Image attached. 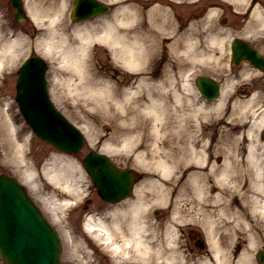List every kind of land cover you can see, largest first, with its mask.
I'll use <instances>...</instances> for the list:
<instances>
[{"label": "bare ground", "instance_id": "1", "mask_svg": "<svg viewBox=\"0 0 264 264\" xmlns=\"http://www.w3.org/2000/svg\"><path fill=\"white\" fill-rule=\"evenodd\" d=\"M63 10V6L48 7L45 9L41 7L34 10V18L38 25L43 24L45 21L43 18L40 20L39 17L47 16L49 19L45 35L37 39V45H42L40 47V53L60 62V66L67 72L66 76L61 77L60 80L66 88L69 89V92H75V94L79 96L88 98L86 102L91 104L92 109L97 108V110H99L98 108H100L101 110H106L105 117L114 120L115 115L111 114L114 107L111 106L110 101H114L118 109L124 110V100L119 99L116 90L113 89L105 79L92 72L89 51L93 42H104L112 48V53L118 61L130 66H135L139 70V65L145 61L143 58H145L146 55L142 52V46L146 43L141 41L137 36L136 29L128 26L129 23L134 20V15L132 11L127 13L126 7H123L119 9L120 16L116 14L114 21L105 20L102 19V17L97 20L95 19L96 21L94 22H85L80 25L72 26L64 20L58 29L57 26L59 22L57 19ZM125 12L127 13L126 18L121 16V13ZM95 22H97V24H92ZM163 29L165 30L166 28ZM155 40L156 38L151 40V45L155 43ZM175 40L176 39L173 40V43ZM21 43L22 36L20 34L10 38L2 35L0 31L1 66L13 64L22 54ZM146 45H149V43ZM182 53L180 54L177 52V57L180 58ZM184 54H186V50H184ZM177 63L180 64V66L184 64L182 62L180 63V61ZM147 81V77H140L135 81V93L144 90L146 93L145 96L147 95L149 99L141 104V108L138 105V100H135V109H133V107L131 109V111L134 110L135 113V138L140 132L142 134L147 130L153 137H156L160 134L161 129L168 127V124L162 121L163 117H186L187 114L186 111H181L184 107L182 109L180 108V105H183L181 103L184 101L183 92L181 93L177 89H173L172 93H170L167 89L168 85L157 83L154 84V86H156L157 90L160 92L153 93L149 91V86H153V84L149 85ZM183 87L187 89L186 84H184ZM188 90H191V87H188ZM136 98H138V96L135 97V99ZM169 98L172 99L171 102L168 101ZM219 104L220 102L210 107L217 108ZM202 109V105L197 106L195 104L192 110L193 116L199 117L200 114H204L206 111H202ZM169 114L172 115L169 116ZM263 114L264 112H262L263 117H259V121L264 122ZM4 116L7 117L8 113L6 109L2 107V104H0L1 131H5L9 127ZM127 116L128 115L123 114L121 117ZM133 116L134 115H131L130 117ZM143 117L145 118V122L148 123L147 126L145 122H143ZM133 122L132 120L131 123ZM10 127L13 128L11 125ZM10 127L9 129H11ZM131 141L132 139L130 136H126L122 140L124 144L131 143ZM179 148L184 149L185 146ZM108 150L109 152L113 151V148L111 147ZM141 150L136 154L137 159L143 154ZM181 153L183 154L181 161L178 157L171 159L167 157L158 160L154 165L150 166L159 170L163 176L173 171L177 172L178 166L183 169V171L193 165L197 167L186 173V179L188 181L187 184L192 186L191 189H194L204 200H208L204 203L206 209L202 212V225L208 233L210 241L209 256H201L198 264H226L227 255L225 248L222 246V233L216 234L221 227L219 224L220 219L217 217L213 218L210 212L214 207L217 209L216 211L219 216L232 215L231 223L234 222L232 225H241L240 218L242 216H249V214L258 215L259 218L263 219L264 164L262 162L264 161L261 157L256 155L254 147L250 145L247 154L249 161L248 166L252 167L254 180L251 185L256 188L257 193L246 198L243 196L249 188L248 183L244 190L241 191V198L238 200L233 195L230 198H226L224 195L226 186L229 187L232 185L230 177L244 178L247 176L248 172L246 173L243 165L239 164L240 160H237L235 163L234 160L226 158L225 162L221 165V169L216 173L215 166L211 165L208 168V165H204L205 155L202 149H197L190 144L185 150H181ZM171 156L175 157V155ZM75 168L76 164L70 158L61 155H53L50 166H43V172L52 184L70 191L74 184L77 185V180L74 175ZM205 169H208L209 172L212 171V173H216L214 183L207 185L204 181L200 180L204 179L203 176L209 174L205 172ZM28 174L26 178L30 181L31 177L29 176H31L32 173L29 172ZM212 185H214L215 191ZM202 194L205 195L202 196ZM142 209L143 203L141 204L139 201H126L114 208L108 209L104 216L100 214L96 216L92 215L85 221L84 225L87 233L96 242L110 251L113 256V264H149L146 261V256L150 253V247L144 244L140 231L143 227L140 223ZM236 212L242 213L235 214ZM227 223L228 222L224 220V224ZM260 234L261 231H249L246 237L248 239L246 248L241 249L238 254H234L233 252L232 256H230V259L233 260V264H255L254 260L249 256V250H251L253 246L254 248L256 247L255 241H259ZM167 258L168 263L171 262L168 256Z\"/></svg>", "mask_w": 264, "mask_h": 264}, {"label": "rangeland", "instance_id": "2", "mask_svg": "<svg viewBox=\"0 0 264 264\" xmlns=\"http://www.w3.org/2000/svg\"><path fill=\"white\" fill-rule=\"evenodd\" d=\"M6 0H0L2 10L5 11V3ZM60 0H31L33 7L37 8H47L51 5H57ZM134 5L132 8L135 10V2H137L138 5L144 4V0H133ZM69 3V0H66L65 4ZM176 5L177 11L180 10V3L174 2ZM41 5V6H40ZM1 10V13H2ZM0 13V14H1ZM171 13V12H170ZM162 16V14H159ZM156 18V17H155ZM170 20V17H167ZM44 20H47L48 17H44ZM160 20L158 18L154 21V27L158 28L157 21ZM48 21H45V23L42 25V27L47 26ZM0 22L2 23V26L4 28V32L8 31L10 28L9 22L3 18V15H0ZM60 23V22H59ZM28 24H32V22L29 20ZM151 24V23H150ZM131 27L135 28V17L134 21L132 22ZM58 29L60 27V24L57 26ZM29 31H32V28H29ZM43 31V29H42ZM32 40V39H29ZM36 47L38 48L37 44ZM164 54L163 56L171 55L170 48H163ZM169 51V53H167ZM111 55L110 50L107 46H105L102 43H95V49L92 50V55L96 56L94 60H92V64L94 66V70H99L96 66L101 65L103 68L108 70L105 65L109 64V70L106 72L105 76H108L111 78V84L117 85L121 91L119 98L121 100H124L126 96L122 94L125 91L127 92L126 85L128 83H135V78H130L126 74V70L120 66H117L114 64L111 59L112 57H109ZM53 59V58H51ZM51 59H47V62L50 64V70H49V76L53 77L50 79V82L52 84V95L54 98L55 103L57 106L76 124L81 126L88 134L89 142L84 146V148L81 150L78 154H70L67 155L63 152H60L59 150L53 148L51 145L42 142L39 140L30 130V128L24 123L22 117L18 113V109L16 107V103L14 101V86L13 84H7L3 87L2 92L3 95L6 96V99L9 100L10 103V112L12 115H14L13 119L16 122L17 125V132H16V139L22 141L24 138H27L31 142V155L29 159V163L27 165L34 164V166L37 167L38 174L35 179V181H32L31 183H27V186L29 188V191L31 192V195L35 199V201L41 206L45 214L51 218H56V212L58 209V205L61 201L65 199H71L73 195L77 193L76 190H83L81 191V197L83 194H85L83 198V205H86L90 208L95 209L98 212H103L104 209L112 208L115 204L107 205L105 202L100 200L99 196L96 193V189L90 180L89 176L85 172V170L82 172L80 171V168H82L79 157L81 154H83L85 151H87L89 148L94 149H104L108 150L109 148H113V152L111 156L114 158V160L123 166H132L135 167V144L131 147L130 143L122 142L123 138L126 136H130L133 140L135 138V113L134 110L131 111L132 107L135 109V92L132 94H128L129 96L125 101V109L120 110L117 107V104H111V106L114 107L111 114L115 115V119H108L105 117L106 110H97V108L92 109V106L90 103H87L88 98H84L82 96H79L74 93H70L68 90H66L64 84L59 81L57 84L54 83V69L57 70V75L59 78L66 76L67 72L64 70V68L60 67V63L52 62ZM172 59H176L174 56H172ZM160 61V60H159ZM159 61L155 65V70H158L160 68ZM173 65H175V61H172ZM189 65L193 66L194 63H189ZM100 67V66H99ZM117 69L118 72L113 73V70ZM193 74H189V76H192ZM182 76H179V74H176V79L174 78V75L172 74V87L179 85L180 81L182 80ZM109 83V84H110ZM130 91V90H129ZM134 91V90H132ZM183 91V90H182ZM187 96H189V99L186 100L185 109L183 108L181 111L187 112V117H193L192 116V110L195 106L194 102L196 101V94L192 91H187ZM243 95L240 93H237L236 95V104H229L219 106L218 108L214 107H208V105H204L206 111L204 114H208L207 117H210V123L207 127V132L203 133L202 141L199 142V140L195 143L198 147L203 144V142H207L205 147L207 148L206 151L210 154V160L215 162L217 157H221V160L225 157L226 147L228 146L229 149L232 147H239L241 150L244 149V146L250 142V140H247L246 135L250 129V132L256 133L259 131L261 124L259 122H252L253 124L248 121L247 118L249 117H241L245 113V109L247 105H243L242 98ZM239 98V99H238ZM140 105V103H138ZM128 105V106H127ZM130 106V107H129ZM142 112V111H140ZM134 113V114H133ZM123 114L128 115L127 117H121ZM120 115V116H119ZM131 115H134L133 117H130ZM134 121L131 123V121ZM230 120V122H228ZM247 120V121H246ZM255 123V124H254ZM193 127V128H192ZM192 130H188V132L184 135L186 137L185 139V145H188L189 140H193L195 137L196 129L195 126H192ZM190 128V127H189ZM131 134V135H130ZM192 136H191V135ZM244 135V136H243ZM164 135H162L159 138H156V141L159 142V144H163L162 140H164ZM188 137V139H187ZM220 137V138H219ZM10 140L13 142L15 141L12 135L5 134L3 135L2 132L0 133V170H5L8 172H12L20 177L27 174V171L25 168H28L23 164L20 158V151L17 148L15 149V146L10 143ZM187 141V143H186ZM220 141V142H219ZM17 143V141H15ZM152 137H150L147 148L152 146ZM200 143L199 145L197 143ZM156 145V142L155 144ZM204 145V144H203ZM219 145V146H218ZM218 146V148H216ZM159 147V146H157ZM149 150V149H148ZM160 150H163V148L160 147ZM53 155H61V156H67L72 161L75 162L76 168L74 169V175L79 182V185H74L73 193H68L67 190L64 188H57L55 185L51 184L49 181H47L42 172L40 171L41 166L44 165L45 162L52 161ZM160 155L164 157L163 152H160ZM260 155V154H258ZM261 155H264L261 153ZM149 158H156L159 156L157 154H151L149 153ZM243 162H246V160H243ZM221 163V162H220ZM80 167V168H79ZM158 172H150L149 175L159 177L157 174ZM173 186L174 183L172 184ZM176 187V186H175ZM79 188V189H78ZM50 190H53V195L49 193ZM146 196H151V193L149 191H146ZM77 195V194H76ZM187 195L186 193H183L181 197H179L178 204L183 206L182 209V216L181 219H178L181 222H185L188 224H184L185 226H194L196 227L201 233V221L203 219V214H201V210L197 208V199L193 197V199L190 200V203H187ZM183 197V198H182ZM126 201H135V195H130L128 198H125L118 203L121 204V202ZM83 206L76 209L74 213H70L68 222L70 220L71 223H74L76 225V231H77V240L73 241L71 239H68V233L67 229L70 227V224H65L64 226L61 225L59 222L56 224L57 228L59 229V233L61 234V237L63 238V252L61 257V264H76L82 263V258L88 257L89 255H86L87 253H90L92 256V259L94 260L95 264H112V256L110 253H108V250H106L105 247L100 245L99 243H95L92 239L88 238L86 235L87 233L81 226V224L78 222V215L82 211ZM165 211L162 212L161 215H163ZM214 211L212 210V213ZM55 213V214H54ZM60 210H58V214H60ZM57 214V215H58ZM166 216V215H165ZM160 217L158 216L156 218V224L159 223ZM190 222V223H189ZM192 222V223H191ZM255 226L260 227L262 224V221L258 218L254 219L252 224ZM61 227V228H60ZM227 227V226H226ZM225 227V228H226ZM228 230V228L224 229V226H221L219 228V232L222 233V237H225V231ZM238 234V233H237ZM203 235V233H202ZM205 237V235H203ZM229 236L227 237V239ZM225 240V239H224ZM225 246V244H224ZM84 251H87L86 254ZM198 254L200 252L201 256L203 254H207V250H198ZM0 260V264H1Z\"/></svg>", "mask_w": 264, "mask_h": 264}, {"label": "water", "instance_id": "3", "mask_svg": "<svg viewBox=\"0 0 264 264\" xmlns=\"http://www.w3.org/2000/svg\"><path fill=\"white\" fill-rule=\"evenodd\" d=\"M44 94V92L42 93ZM35 105L31 104L29 105L27 108H30L29 110H27V114L29 115V117L32 119L33 122L37 123V128H39L40 130H43L42 128L45 126H48L47 124L43 123L42 121H40L43 118L38 117L34 111L38 108L40 109H45V106L48 105L47 102H43L40 105H36V103H34ZM40 109H38L40 111ZM51 124V123H50ZM35 127V126H34ZM36 128V127H35ZM36 128V129H37ZM51 135V138H49L50 140L59 143V138L57 137H53L51 133H48ZM72 137V140L69 141L70 144L76 145L78 143V136L76 133H72L70 135ZM61 144V143H59ZM88 158H103V156L101 155H97L94 153H89L88 154ZM119 179L116 178L115 180L112 181V183H115L114 181H118ZM9 250H12V248L9 247ZM11 264H19V257L17 255H12L11 256Z\"/></svg>", "mask_w": 264, "mask_h": 264}, {"label": "flooded vegetation", "instance_id": "4", "mask_svg": "<svg viewBox=\"0 0 264 264\" xmlns=\"http://www.w3.org/2000/svg\"><path fill=\"white\" fill-rule=\"evenodd\" d=\"M202 1L203 2H202V5L201 6H203L205 4L211 3L216 8L219 9V7H220L224 11H229L234 6L232 2L227 1V0H205V2H204V0H202ZM261 3H262V6L264 7V1L263 0H262ZM232 16H233V18H232V20H231L230 23L234 25V23L238 20V15L237 14H232ZM252 43H253V45L259 47V45L257 44V42H252ZM262 43L264 44V38H262ZM263 53H264V51H263Z\"/></svg>", "mask_w": 264, "mask_h": 264}]
</instances>
